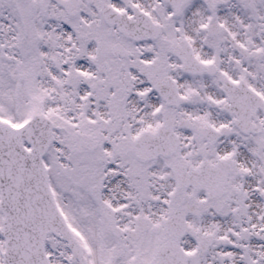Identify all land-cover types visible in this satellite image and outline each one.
Returning a JSON list of instances; mask_svg holds the SVG:
<instances>
[{"label":"snow or ice","instance_id":"obj_1","mask_svg":"<svg viewBox=\"0 0 264 264\" xmlns=\"http://www.w3.org/2000/svg\"><path fill=\"white\" fill-rule=\"evenodd\" d=\"M0 264H264V0H0Z\"/></svg>","mask_w":264,"mask_h":264}]
</instances>
